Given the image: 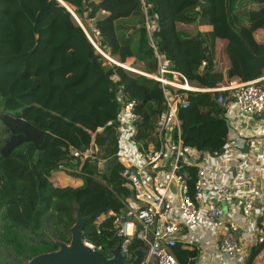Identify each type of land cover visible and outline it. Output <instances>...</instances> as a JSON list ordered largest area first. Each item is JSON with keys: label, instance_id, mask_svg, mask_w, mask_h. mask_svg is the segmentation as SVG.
Returning <instances> with one entry per match:
<instances>
[{"label": "trees", "instance_id": "trees-1", "mask_svg": "<svg viewBox=\"0 0 264 264\" xmlns=\"http://www.w3.org/2000/svg\"><path fill=\"white\" fill-rule=\"evenodd\" d=\"M61 1L83 27L59 0H0V264H23L54 250L55 240L69 243L76 210L85 218L84 241L105 252L119 244L100 219L132 196L112 157L117 94L123 89L138 101L144 131L161 113L162 90L102 52L128 66L140 62L151 74L162 64L206 87L264 70V37L256 32L264 30V0ZM185 96L184 142L219 152L224 109L211 93ZM98 159L104 169L94 176L88 168ZM261 222L246 260L263 235ZM174 253L180 264L197 255L178 244Z\"/></svg>", "mask_w": 264, "mask_h": 264}, {"label": "built area", "instance_id": "built-area-1", "mask_svg": "<svg viewBox=\"0 0 264 264\" xmlns=\"http://www.w3.org/2000/svg\"><path fill=\"white\" fill-rule=\"evenodd\" d=\"M155 27L156 23L147 24L148 30ZM102 54L110 63L160 82L162 90L161 113L154 128L146 127L144 131H141L142 115L137 111L138 101L129 98L123 89L117 94L120 103L116 125L118 135L112 157L121 165L119 174L132 196L120 212L109 210L100 219L110 223L113 234L119 239L124 261L130 264L135 258L134 251L143 249L145 258L141 264H180L174 249L182 238L184 226L183 221L171 216L176 210L183 215L185 222L201 219L207 227L215 228V245L227 255L228 264H245L247 246L252 243V237L260 233L258 226L259 220L264 218V193L258 197L262 207L256 212L255 199L259 191L247 173V165L239 159L250 136L241 135L233 128L231 119L241 122L239 114L243 113L257 117L259 129L264 127L261 118L264 75L248 81L231 78L227 83L206 87L162 64H159L158 74H151L133 66L126 67ZM186 92L211 93L224 109L227 135L219 152L213 153L184 142L179 111L189 105ZM260 147L259 144L254 146L258 157ZM237 185L246 190L237 192ZM209 197H214L215 201H210ZM236 210L245 218V223L225 218L227 211ZM134 241L138 242L135 248L132 246ZM84 243L107 257L111 256L112 248L105 252L101 245ZM252 264L258 262L254 260Z\"/></svg>", "mask_w": 264, "mask_h": 264}, {"label": "crops", "instance_id": "crops-1", "mask_svg": "<svg viewBox=\"0 0 264 264\" xmlns=\"http://www.w3.org/2000/svg\"><path fill=\"white\" fill-rule=\"evenodd\" d=\"M103 15H106V12L102 11L100 14H98V17H102ZM89 25L93 27L91 22ZM256 32L264 37V30L262 28H258ZM138 64L144 66L140 62H136L133 65ZM262 75H264V70ZM235 78L237 77H234L233 79ZM239 117V119H242V121L239 122L238 119H231V125L241 135L250 136L249 142L246 144L243 150L240 151L239 159L247 165V173L249 176H252L253 184L259 191V194L255 199V208L257 212L260 207H262L258 197L264 193V127L260 126L261 129H259L257 117L249 116L243 113H240ZM261 118L264 120V112ZM258 144L261 145L259 157L256 156L254 152V146ZM244 190H246L245 187L241 185L236 186L237 192L240 193ZM209 200L213 202L215 201L214 197H209ZM171 216L175 220L183 221L184 230L182 232V238L178 241V245H180L181 248L189 251L195 250L197 253L196 256L190 257L186 260L187 264H228L226 262L227 258L217 249L215 245L217 241L215 236V228L207 227L201 219L195 220L193 222H185L183 215L176 210L171 213ZM225 218L234 219L240 223L246 222L239 210L233 212L227 211ZM258 235L252 237V243L247 246V252L257 239ZM260 257L261 255L259 258ZM257 258L258 257H256L254 260Z\"/></svg>", "mask_w": 264, "mask_h": 264}, {"label": "water", "instance_id": "water-1", "mask_svg": "<svg viewBox=\"0 0 264 264\" xmlns=\"http://www.w3.org/2000/svg\"><path fill=\"white\" fill-rule=\"evenodd\" d=\"M59 1L72 13L78 24L82 26L69 7L61 0ZM89 39L91 40L90 37ZM103 64H105V62ZM84 221L85 218L80 215L78 210H76L75 222L69 228L71 233V239L69 243L56 240L52 241V245L55 248L54 250L35 255L23 264H128L124 261L118 245L111 249L110 257H107L101 251L93 250L88 247L82 239V228ZM263 249L264 231L260 241L258 242L252 254L248 257L245 264H252L254 259ZM134 252L135 258L130 264H141L145 258V251L143 249H136ZM224 256L227 258L226 254H224Z\"/></svg>", "mask_w": 264, "mask_h": 264}, {"label": "rangeland", "instance_id": "rangeland-1", "mask_svg": "<svg viewBox=\"0 0 264 264\" xmlns=\"http://www.w3.org/2000/svg\"><path fill=\"white\" fill-rule=\"evenodd\" d=\"M2 14H4V12L2 13ZM89 23L90 22H88V25H86L87 27H89V28H91V26L89 25ZM115 60V59H114ZM117 63H118V61L117 60H115ZM133 66V68H135V69H138V70H145L144 68V66H141V65H132ZM111 147H113V148H115V150H116V142H115V144H113V146H112V144H111ZM84 157H83V159H84V161H85V159H86V157H88L89 155H87V154H84L83 155ZM83 161V162H84ZM104 169V160H101V159H98V161H96V165H93V167H89L88 168V172L89 171H92V173L94 174V176H96L97 175V173L99 172V171H101V170H103ZM60 183L61 184H63L64 182L63 181H60ZM72 183H74L73 181H72ZM253 245V244H252ZM251 245V246H252ZM248 253H249V250H248V252H247V255H248ZM261 255V257L259 258V256ZM257 255V259H256V261L258 262V264H264V249L259 253Z\"/></svg>", "mask_w": 264, "mask_h": 264}, {"label": "bare ground", "instance_id": "bare-ground-1", "mask_svg": "<svg viewBox=\"0 0 264 264\" xmlns=\"http://www.w3.org/2000/svg\"><path fill=\"white\" fill-rule=\"evenodd\" d=\"M70 9V8H69ZM71 10V9H70ZM75 15V14H74ZM76 16V15H75ZM77 18V17H76ZM78 19V18H77ZM79 20V19H78ZM80 22V21H79ZM124 66H126V67H130V66H127L126 64H123Z\"/></svg>", "mask_w": 264, "mask_h": 264}]
</instances>
